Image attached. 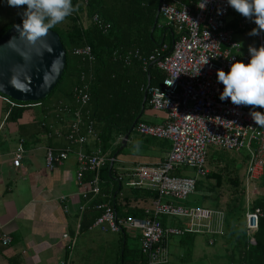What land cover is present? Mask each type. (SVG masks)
<instances>
[{
    "label": "built area",
    "instance_id": "2783aa9c",
    "mask_svg": "<svg viewBox=\"0 0 264 264\" xmlns=\"http://www.w3.org/2000/svg\"><path fill=\"white\" fill-rule=\"evenodd\" d=\"M86 7L87 0H80ZM202 2L198 1L197 4ZM190 7L183 0H160L158 15L168 26H173L178 39L168 54H164L167 46L163 44L154 49L148 57L142 58L136 50L134 57L142 61L143 71L148 72L151 64L164 75L160 86L147 87L149 105L153 110L164 111L167 115L164 123L150 125L138 122L132 127V132L140 136L170 143V150L165 159L157 165H136L119 170L115 173L116 182L131 189H145L157 193L155 199L149 200L150 207L142 208L151 217L135 218L118 216L110 202H94L92 209L100 214L95 218L89 230L99 229L102 232L126 233L135 232L142 254L147 264H168V250L165 242L171 237L187 233L208 236L210 244L214 237L222 235L224 230V215L218 210L181 205L189 195L195 193L197 180L209 173L207 168V153L210 147L227 151L244 150L248 156L245 165V183L247 191L255 186L263 174L264 163V127H259L251 119L252 110L248 106L233 105L230 100L221 101L219 93L223 85L217 82L216 70L228 71L234 60L247 63L249 53L240 54L239 44L235 39V31L227 23V17L233 10L227 0H207L206 7L201 10ZM219 10V14H218ZM101 26L97 15L92 17ZM256 25L242 18L237 30L246 31ZM263 33V32H262ZM258 36V47L264 45V39ZM73 55L84 61L94 60L92 50L88 45L75 48ZM129 63V57H126ZM92 72L79 75V82L72 90V100L75 107L59 101L55 117L59 122H66L68 117L67 138L83 146L93 140L97 146L85 153H76L77 169L75 181L79 187L81 204L79 212H84L87 204L96 198H106L101 191L100 170L107 164L115 162V157L103 152L99 133L89 120L85 107L90 101V82ZM171 84V85H170ZM45 126V125H44ZM83 129L84 135L79 134ZM57 137L61 133L54 130ZM48 136L50 134L48 133ZM123 136L118 138L122 142ZM126 141V140H125ZM45 167L53 171L68 157L69 150L55 151L45 149ZM23 151L18 149L13 153L12 165L21 166ZM190 168V176L176 175L177 171ZM90 173L91 178L84 180V174ZM63 211L67 212L66 198L61 197ZM250 197L247 198L245 210V226L249 246H255L253 237L258 227V210H252ZM81 214V213H80ZM160 217L178 218L180 226L163 225ZM67 239V235L62 236ZM11 243L6 233L0 234V244L8 246ZM75 240L67 245L71 255Z\"/></svg>",
    "mask_w": 264,
    "mask_h": 264
},
{
    "label": "trees",
    "instance_id": "16d2710c",
    "mask_svg": "<svg viewBox=\"0 0 264 264\" xmlns=\"http://www.w3.org/2000/svg\"><path fill=\"white\" fill-rule=\"evenodd\" d=\"M87 2V6L84 7L80 0H72L76 10L64 22L51 29L59 35L66 54V64L56 87L46 99L40 102L46 101L54 93H56L54 99L57 101H62L63 98L70 99L74 86L79 82V75L83 72H92L94 79L90 82V101L84 110L89 112V120L99 129V138L104 152L110 147L113 139L115 140L119 135L132 133V127L139 122L138 117L142 107L149 104L148 95L143 102L144 92L147 87L160 86L164 79L163 73L155 64L149 66L147 73L144 72L142 61L134 57L135 51L137 50L142 58H146L154 49H159L165 44L167 49L163 53L168 54L178 35L173 26L165 23L162 26L159 25V15L155 23L160 0H87ZM191 7H195V4ZM24 8L26 6L19 7L17 11L21 13ZM3 9L5 8L0 7V12ZM6 10V16L0 15L5 16L0 17V36L12 25L21 23L19 13L13 15L8 8ZM94 15L98 16L101 26L92 20ZM157 27L161 32L155 38L154 33ZM85 45L92 50L94 60L91 62L84 61L72 53L75 48ZM127 56L129 63L125 60ZM57 96L60 97L57 98ZM11 102L17 107L11 108L8 113L7 118L10 122H15L21 117L24 110L21 106L32 104L13 100ZM256 110L264 112V109L256 108ZM235 153L239 152L210 147L206 165L207 168L209 166L211 168L205 177L197 180L195 193L205 198L216 194L214 208L224 215L223 233L215 236L213 243L215 245L216 241H222L226 257L222 255L223 259L215 264H264V163L262 177L255 182L260 192L254 196L251 195L253 198L249 196L251 209L258 210L261 214L258 218V227L253 234L256 244L249 246L245 226V210L249 192L245 183V174L243 176L237 174L240 170L238 165L244 164L245 170L248 156L245 153V156L239 155L235 160ZM180 172L177 171L175 174L179 175ZM115 173L113 164L110 166V163L100 170L101 191L109 195V199L98 197L87 204L82 214L84 230H87L100 214L92 209L94 202L108 200L118 216H132L139 219L151 217V214H145L142 208L128 207V203L138 199L146 201L155 199L157 193L145 189L127 188L124 184L116 182ZM86 174L91 178L90 173ZM108 181H115L113 191L109 190L107 183H103ZM223 186H226L229 191L228 200L224 203L221 202L218 192ZM122 189L125 205L118 207L117 197ZM114 193H116L115 196ZM159 219L163 225L167 220H171L173 222L171 224H181L178 218L160 217ZM119 235L122 237V244L118 249L116 264H147L138 238L135 237L137 242L135 244L128 242L127 233L124 230ZM198 235L187 233L175 237L178 238V244L184 249L186 256L192 255L194 238Z\"/></svg>",
    "mask_w": 264,
    "mask_h": 264
},
{
    "label": "crops",
    "instance_id": "0c3cea01",
    "mask_svg": "<svg viewBox=\"0 0 264 264\" xmlns=\"http://www.w3.org/2000/svg\"><path fill=\"white\" fill-rule=\"evenodd\" d=\"M198 1L201 0H186L184 3L191 7ZM241 18L244 17L233 9L227 17V23L230 28L236 30L235 39L239 44L240 54H243L248 53L249 45L258 47L259 41L258 36L248 35L255 27L246 31L236 29ZM262 37L264 39V32ZM49 99L21 106L24 108L21 117L15 122H10L8 113L17 105L13 104L10 98L0 94V234L6 233L11 239L8 246L0 244V264H116L118 249L122 244L121 235L102 232L99 229L89 230L92 224L84 230L83 213L78 211L82 202L75 181L76 153L79 150L89 153L97 145L90 140L79 146L68 139L66 136L69 118H66V122H59L55 117L59 100ZM62 102L71 108L75 107L72 96L68 100L63 98ZM166 117L164 111L153 110L147 104L142 107L138 118L142 123L160 125ZM95 129L99 133V129ZM54 130L59 131L61 136H55ZM79 134L84 135L85 131L81 129ZM120 136L125 135L113 139L110 147L104 151L115 157L113 169L116 172L136 165H157L165 159L170 150V143L166 140L141 136L142 142L135 143L130 139V134L123 145L118 141ZM46 148H53L55 151L69 150L67 159L53 171L45 167ZM18 149L23 151V157L21 166L15 168L12 165V157ZM122 149L129 154L116 156ZM83 179L89 180L90 177L84 174ZM114 182L103 183H107L109 190L113 191L116 185ZM61 197L66 198L67 212L63 211ZM122 197L123 189L117 197L118 207L125 205ZM128 207L149 208L150 202L142 199L132 200ZM202 208L216 210L210 207ZM171 223V220H167L165 225L179 226ZM63 235L68 238L63 239ZM71 240H75V247L70 255L66 248ZM176 244V249L174 247L170 250L169 246L167 247L169 264H201V258L196 253L192 252V255L187 257L178 241ZM206 244L215 246L207 239Z\"/></svg>",
    "mask_w": 264,
    "mask_h": 264
},
{
    "label": "clouds",
    "instance_id": "9594fccd",
    "mask_svg": "<svg viewBox=\"0 0 264 264\" xmlns=\"http://www.w3.org/2000/svg\"><path fill=\"white\" fill-rule=\"evenodd\" d=\"M206 3L207 0H202L197 7L204 10ZM7 4L17 8L26 6L19 13L21 25L16 30L30 43L46 37L49 30L76 10L72 0H7ZM227 4L256 25L248 35L259 36L264 32V0H227ZM248 53L247 63L234 60L227 72L216 70L217 82L223 85L219 99L230 100L236 106L264 109V45H249ZM249 115L257 126L264 127V112L252 110Z\"/></svg>",
    "mask_w": 264,
    "mask_h": 264
},
{
    "label": "water",
    "instance_id": "95a60500",
    "mask_svg": "<svg viewBox=\"0 0 264 264\" xmlns=\"http://www.w3.org/2000/svg\"><path fill=\"white\" fill-rule=\"evenodd\" d=\"M157 19L158 11L155 23ZM17 25L21 23L0 36V94L20 103L38 102L58 84L66 64L65 50L55 31L30 43L20 36ZM146 95L145 91L143 102ZM127 138L126 134L123 145Z\"/></svg>",
    "mask_w": 264,
    "mask_h": 264
},
{
    "label": "rangeland",
    "instance_id": "374dc122",
    "mask_svg": "<svg viewBox=\"0 0 264 264\" xmlns=\"http://www.w3.org/2000/svg\"><path fill=\"white\" fill-rule=\"evenodd\" d=\"M0 7L5 8L0 12V15H5V13L7 12V8L10 10V12L13 15L18 14L19 12L17 11V7H10L7 4V0H0ZM6 16V15H5ZM5 16H0V17H5ZM159 25L162 26L164 25L163 19H159ZM161 30L159 27L156 28L155 33H154V37L157 38L160 34ZM56 96V93H54L53 95H51L50 99H53ZM49 99V100H50ZM130 139L135 142V143H141L142 142V137L139 136L136 132H132L131 133V137ZM127 148H129L127 146ZM117 150H115L116 152ZM124 154H129L128 151H126L125 149L120 150V152H117L116 156H120V155H124ZM240 156H245V151L241 150L239 151V153H235L234 154V159H238V157ZM240 162V160H238ZM237 161V162H238ZM240 167V170L237 172L238 175L243 176L244 174V164H242L241 166L238 165ZM209 171H210V166L208 167ZM192 172V170L190 168H184L183 170H181L179 175H184V176H190V173ZM202 179V178H200ZM249 195L248 197L251 195L254 196L256 195L258 192H260V190H258V188L256 186L253 187H249ZM220 194V200L222 203H224L226 200H228V194L229 191L227 190L226 186H223L219 191ZM253 198V197H251ZM215 200H216V194H213L210 198H205L200 196L198 193H193L191 195H189L184 201H181V205L185 206V207H198V208H202V207H210V208H214L215 207ZM178 225L180 226V223H178ZM127 239L129 243H135L137 244L136 240H135V232H131V233H127ZM206 239L208 241V236H196L194 238V243L192 246V251L193 253L197 254V256L199 258H201L200 261L201 264H215L220 262L223 258H220V256H224L226 257L225 254V250L223 252L224 249V244L222 243V241L218 242L217 244H215V246H209L206 244ZM177 239L175 237H171L169 239H167V241L165 242L166 248L169 246L170 250H173L174 247L175 249L178 248L177 246ZM168 249V248H167ZM189 256V255H187ZM222 256V257H223ZM206 261V263L204 262Z\"/></svg>",
    "mask_w": 264,
    "mask_h": 264
}]
</instances>
